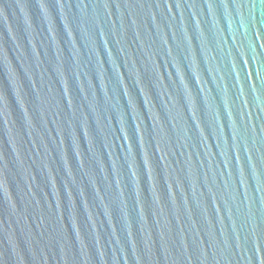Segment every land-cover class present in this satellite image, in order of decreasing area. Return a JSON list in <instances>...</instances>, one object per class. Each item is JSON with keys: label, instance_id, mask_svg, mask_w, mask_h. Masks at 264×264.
<instances>
[{"label": "water", "instance_id": "obj_1", "mask_svg": "<svg viewBox=\"0 0 264 264\" xmlns=\"http://www.w3.org/2000/svg\"><path fill=\"white\" fill-rule=\"evenodd\" d=\"M0 264H264V0H0Z\"/></svg>", "mask_w": 264, "mask_h": 264}]
</instances>
